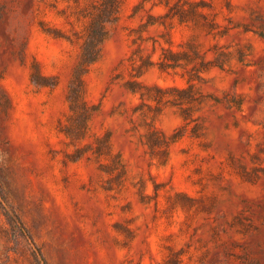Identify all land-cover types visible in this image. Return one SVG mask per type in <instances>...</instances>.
I'll list each match as a JSON object with an SVG mask.
<instances>
[{
	"label": "rangeland",
	"instance_id": "374dc122",
	"mask_svg": "<svg viewBox=\"0 0 264 264\" xmlns=\"http://www.w3.org/2000/svg\"><path fill=\"white\" fill-rule=\"evenodd\" d=\"M0 264H264V0H0Z\"/></svg>",
	"mask_w": 264,
	"mask_h": 264
},
{
	"label": "trees",
	"instance_id": "16d2710c",
	"mask_svg": "<svg viewBox=\"0 0 264 264\" xmlns=\"http://www.w3.org/2000/svg\"><path fill=\"white\" fill-rule=\"evenodd\" d=\"M97 56H98V52H96L95 50V54H93V56H91L87 61L89 62L95 61L97 59Z\"/></svg>",
	"mask_w": 264,
	"mask_h": 264
}]
</instances>
